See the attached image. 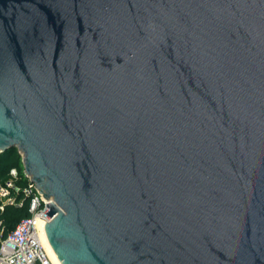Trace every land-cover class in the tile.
Wrapping results in <instances>:
<instances>
[{
    "label": "water",
    "instance_id": "obj_1",
    "mask_svg": "<svg viewBox=\"0 0 264 264\" xmlns=\"http://www.w3.org/2000/svg\"><path fill=\"white\" fill-rule=\"evenodd\" d=\"M62 264H264V0H0V152Z\"/></svg>",
    "mask_w": 264,
    "mask_h": 264
},
{
    "label": "built area",
    "instance_id": "obj_2",
    "mask_svg": "<svg viewBox=\"0 0 264 264\" xmlns=\"http://www.w3.org/2000/svg\"><path fill=\"white\" fill-rule=\"evenodd\" d=\"M49 201H53V197L40 191L24 168L10 169L9 177L0 183V212L6 205L21 206L27 202L30 214L1 237L0 264H54L42 236L44 222L51 219L46 212Z\"/></svg>",
    "mask_w": 264,
    "mask_h": 264
},
{
    "label": "trees",
    "instance_id": "obj_3",
    "mask_svg": "<svg viewBox=\"0 0 264 264\" xmlns=\"http://www.w3.org/2000/svg\"><path fill=\"white\" fill-rule=\"evenodd\" d=\"M22 154L15 146L9 147L0 152V183L9 177L10 169L18 167L22 170ZM30 214L28 203L23 205H6L5 209L0 212L2 223L0 225V239L6 236L8 231L23 218Z\"/></svg>",
    "mask_w": 264,
    "mask_h": 264
},
{
    "label": "bare ground",
    "instance_id": "obj_4",
    "mask_svg": "<svg viewBox=\"0 0 264 264\" xmlns=\"http://www.w3.org/2000/svg\"><path fill=\"white\" fill-rule=\"evenodd\" d=\"M42 236H43V241H44V245L47 249V252L50 256V258L52 259V261L54 262V264H62L60 262V260L58 259V257L56 256L55 252L53 251L52 247L49 245L46 237H45V234H44V226H43V229H42Z\"/></svg>",
    "mask_w": 264,
    "mask_h": 264
},
{
    "label": "rangeland",
    "instance_id": "obj_5",
    "mask_svg": "<svg viewBox=\"0 0 264 264\" xmlns=\"http://www.w3.org/2000/svg\"><path fill=\"white\" fill-rule=\"evenodd\" d=\"M21 166L24 168V165H23V163L21 164Z\"/></svg>",
    "mask_w": 264,
    "mask_h": 264
}]
</instances>
